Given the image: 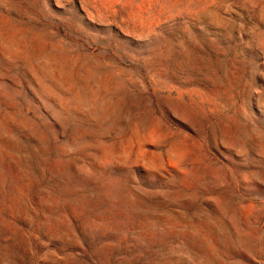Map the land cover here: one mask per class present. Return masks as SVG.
Instances as JSON below:
<instances>
[{"label": "rangeland", "instance_id": "obj_1", "mask_svg": "<svg viewBox=\"0 0 264 264\" xmlns=\"http://www.w3.org/2000/svg\"><path fill=\"white\" fill-rule=\"evenodd\" d=\"M0 264H264V0H0Z\"/></svg>", "mask_w": 264, "mask_h": 264}]
</instances>
